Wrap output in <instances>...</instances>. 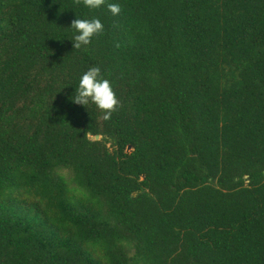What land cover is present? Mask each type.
<instances>
[{
    "label": "trees",
    "instance_id": "trees-1",
    "mask_svg": "<svg viewBox=\"0 0 264 264\" xmlns=\"http://www.w3.org/2000/svg\"><path fill=\"white\" fill-rule=\"evenodd\" d=\"M0 264H264V0H0Z\"/></svg>",
    "mask_w": 264,
    "mask_h": 264
},
{
    "label": "clouds",
    "instance_id": "clouds-1",
    "mask_svg": "<svg viewBox=\"0 0 264 264\" xmlns=\"http://www.w3.org/2000/svg\"><path fill=\"white\" fill-rule=\"evenodd\" d=\"M80 2L84 7L96 10L103 7L106 0H80ZM107 8L113 16L121 12L119 3H109ZM69 28L73 30L72 38L69 40L73 42L75 49H87L94 38L104 31V25L100 19H80L77 16ZM71 97L70 101L73 104L84 107L89 104L94 105L103 113L104 120H109L119 106L112 84L108 79L102 78L100 67H89L80 76Z\"/></svg>",
    "mask_w": 264,
    "mask_h": 264
},
{
    "label": "water",
    "instance_id": "water-1",
    "mask_svg": "<svg viewBox=\"0 0 264 264\" xmlns=\"http://www.w3.org/2000/svg\"><path fill=\"white\" fill-rule=\"evenodd\" d=\"M99 137H95V139H98Z\"/></svg>",
    "mask_w": 264,
    "mask_h": 264
},
{
    "label": "rangeland",
    "instance_id": "rangeland-1",
    "mask_svg": "<svg viewBox=\"0 0 264 264\" xmlns=\"http://www.w3.org/2000/svg\"><path fill=\"white\" fill-rule=\"evenodd\" d=\"M66 173V172H65ZM67 174V173H66Z\"/></svg>",
    "mask_w": 264,
    "mask_h": 264
}]
</instances>
